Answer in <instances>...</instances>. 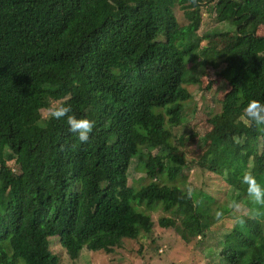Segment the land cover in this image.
Wrapping results in <instances>:
<instances>
[{"label": "trees", "instance_id": "obj_1", "mask_svg": "<svg viewBox=\"0 0 264 264\" xmlns=\"http://www.w3.org/2000/svg\"><path fill=\"white\" fill-rule=\"evenodd\" d=\"M228 5L230 29L212 41L197 34L203 6L218 16ZM263 25L264 0H0V264H70L85 250L130 264L135 256L126 262L116 251L151 233L157 209L183 243L226 231L203 264H264V205L241 181L249 169L264 185V125L240 117L250 99L264 102ZM222 64L221 110L202 135L189 129L207 145L199 166L229 184L233 204L218 216L213 197L174 182L190 151L172 142L171 129L184 119L196 67ZM56 104L94 121L87 142L66 117L43 115ZM135 157L145 185L128 184ZM157 169L169 183L151 180ZM238 203L248 214L228 222ZM51 239L66 258L52 253ZM152 243L137 249L143 264H194Z\"/></svg>", "mask_w": 264, "mask_h": 264}, {"label": "rangeland", "instance_id": "obj_2", "mask_svg": "<svg viewBox=\"0 0 264 264\" xmlns=\"http://www.w3.org/2000/svg\"><path fill=\"white\" fill-rule=\"evenodd\" d=\"M234 10L233 5H228L226 10L216 16L214 10L210 11V6H203L201 8V18L202 22L198 31V35L204 36L213 34L218 31H226L230 29L228 21ZM174 13L179 24L183 25L187 22L183 9L178 5L174 7ZM258 34H264V25L260 26ZM210 41L213 38L217 39L219 36L212 37L207 36ZM207 40V38H205ZM205 42H203L204 44ZM225 67V64H222L216 71L208 68H201L197 66L194 70V75H198L199 79L197 83L185 85L187 90L191 94V98L183 103V115L184 119L180 121L176 126L172 127V142H176L177 139H180L178 142L179 149H186L189 152L187 159H184V166L182 171L178 174L177 180L174 181L178 187L191 188L192 191L202 190L207 195L213 197L214 202L211 204V212L216 214L226 212L229 209L233 202L229 197V184L226 182L224 176L215 174L207 169H203L199 166V161H203V154L206 149V144L203 140H200V135L191 134L189 129H194L198 127L199 134H203L205 131H208L210 125L208 124L207 118L211 116L213 112L220 111L221 101L224 94L228 91V85L226 81L218 77L219 71ZM43 115H46L47 110L42 111ZM243 123L248 126L250 123L244 117L241 118ZM187 132V134H185ZM244 137H235L233 140L235 142H241ZM242 149L245 151H250L251 146H245ZM141 151L146 152V148L142 147ZM155 153V150L151 152ZM8 165L12 168H15L13 162H9ZM251 162L249 163L250 168ZM138 159L135 157L132 160V163L128 169V184L135 185H145L149 182L145 172L139 170L138 168ZM159 169L154 172L152 176V181L155 182H165L169 183L166 180V176L163 173L159 175ZM247 172L250 173L248 169ZM159 175V176H158ZM238 205V207H237ZM234 213L230 212L227 214V221L231 222L232 219H237L243 215L248 214V207L242 203H238L233 206ZM167 216L165 212L160 211L159 209L151 211V219L153 221V226L151 233H147L142 236L138 242H133V240L126 241L125 247L118 249L117 254L123 256L124 260L128 262L129 255L135 256L131 258L132 261L130 264H143L142 260L139 259L137 255V249L140 244H144V249L151 251L152 250V239L155 241V244L159 246L157 252L163 248H167L166 251H169L173 257L178 261H189L193 260L194 264H203L206 263L208 259L206 247L213 241L218 245L219 241H222L218 238H221V235L226 231L221 230H210L208 236L194 237L190 239L188 243H183L179 241L176 233L169 228L167 225L163 226L160 223L161 218ZM217 238V239H216ZM50 250L52 253L59 255L61 258H66L64 248L59 245L57 239H51ZM114 254H102L94 253L90 251H82L79 258L70 264H93L89 259H93L97 264H115L112 262V256ZM155 259L149 261L147 264H154Z\"/></svg>", "mask_w": 264, "mask_h": 264}, {"label": "clouds", "instance_id": "obj_3", "mask_svg": "<svg viewBox=\"0 0 264 264\" xmlns=\"http://www.w3.org/2000/svg\"><path fill=\"white\" fill-rule=\"evenodd\" d=\"M71 112L70 106L66 104H56L48 108L47 114L50 118L61 119L66 117V122L69 126L71 132H73L80 142H87L89 135L93 130L94 121L88 118H76L74 115H70ZM244 117L248 121L254 122L256 125H264V102L259 99H250L245 105ZM241 181L246 185V193L249 199L257 205H264V185L259 183L257 179L248 172H245ZM192 194V189H188V195ZM238 207V205H237ZM219 216L220 213H217ZM242 223V221H238ZM224 231V230H221ZM209 232L206 233L208 236ZM224 234V233H223ZM222 234V235H223ZM199 239L205 237L204 235L199 234ZM197 236V237H198ZM196 237V236H195Z\"/></svg>", "mask_w": 264, "mask_h": 264}]
</instances>
